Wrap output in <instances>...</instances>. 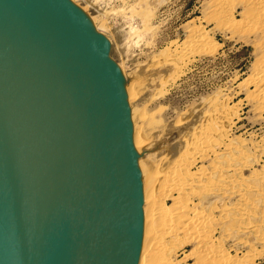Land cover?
Segmentation results:
<instances>
[{
  "label": "water",
  "instance_id": "95a60500",
  "mask_svg": "<svg viewBox=\"0 0 264 264\" xmlns=\"http://www.w3.org/2000/svg\"><path fill=\"white\" fill-rule=\"evenodd\" d=\"M71 0H0V264H138L123 73Z\"/></svg>",
  "mask_w": 264,
  "mask_h": 264
},
{
  "label": "rangeland",
  "instance_id": "374dc122",
  "mask_svg": "<svg viewBox=\"0 0 264 264\" xmlns=\"http://www.w3.org/2000/svg\"><path fill=\"white\" fill-rule=\"evenodd\" d=\"M71 1L88 16L95 29L110 40L111 57L120 67L125 79L133 129L137 133L136 143L139 145V164H141L143 185L147 184L145 189L153 188L150 191L153 195L154 193L157 195L159 185V181H155L156 173L161 174L166 171L167 161H173L177 157L178 149L183 147L185 142H191L195 132L201 131V119L203 125L216 121L217 111L223 101L230 100L229 105L232 109L234 108L232 118L227 121L225 118H218L228 130L226 133L228 138L225 135V138L221 139V146L215 147L219 156L209 153L205 156L206 160L204 156H198L196 157L198 162L194 161L196 164L193 162L194 165H192L193 171L201 166L207 168L206 170L212 176L214 175L212 178L214 182L223 177L224 181H219L221 186L228 185L229 188H221L218 182L212 181L210 184L205 180L202 185H196L195 189L199 194L195 192L191 199L201 206L200 209L205 211L207 209L210 213L212 210V215L214 214L217 218L215 220L218 221L219 226L217 221L213 223L214 229L216 227V232L213 230L215 241H222L224 247L232 255L237 256L238 260H245L242 264H247L246 261H250L248 264H264V105L261 104L262 102L258 103V97L252 95L255 89L253 77L258 72L257 67L259 68L264 62V22L255 20L260 17L255 1ZM223 1L227 3L224 4ZM221 5L224 6L222 10L219 7ZM228 15H231L237 25L228 22L229 20L226 19ZM136 27L141 35L138 33L137 37H131L129 30ZM194 30H199L205 39L199 41L193 35ZM262 76L264 87V73ZM229 143L233 150H227V152L226 145ZM241 154L244 155L241 156ZM215 164L219 168H214ZM213 168L216 170L213 171ZM154 171L157 172L154 173ZM219 172L223 176L218 174ZM242 177L243 180L245 178V184ZM231 180H234L232 182L236 184ZM221 182L225 183L222 185ZM204 195L208 199L203 198ZM239 195L242 196L239 197ZM210 197L214 199V202ZM166 202L170 205L173 200L166 198ZM214 205L220 206L219 209L216 206L213 207ZM222 206L228 208L227 217H225L226 211L223 210L224 213L221 211ZM239 207L242 214L237 209ZM214 208L218 210L215 211ZM153 227L151 224L150 231ZM192 234L193 232L189 231L167 236L164 240L168 248H166L167 252L164 254L153 250L157 251L153 254L154 258L152 251L144 264H163L167 258L169 260L167 259L165 264L170 262L198 264L201 259L199 263L203 261L202 264H206L203 259L206 258L205 251L197 238L195 239V234H193L194 240L192 239ZM245 241L255 246L251 249ZM158 252L168 254V257L160 258ZM244 255L246 259L242 257ZM197 256L202 258L199 257L200 260H197ZM156 260L157 263H155ZM207 260L206 258V262Z\"/></svg>",
  "mask_w": 264,
  "mask_h": 264
},
{
  "label": "bare ground",
  "instance_id": "6f19581e",
  "mask_svg": "<svg viewBox=\"0 0 264 264\" xmlns=\"http://www.w3.org/2000/svg\"><path fill=\"white\" fill-rule=\"evenodd\" d=\"M220 1V0H219ZM228 1V0H227ZM227 1H223L225 2L224 4L227 3ZM255 1V6L256 9H258L259 13H260V17L258 19H255V20H260L262 23L264 22V0H253ZM250 2V1H248ZM229 4V3H228ZM227 4V5H228ZM247 4V3H245ZM248 5V4H247ZM252 6V5H251ZM221 8V10L223 9L222 7H224L223 5L219 6ZM226 7V5H225ZM213 10V9H212ZM226 11V10H225ZM227 12V11H226ZM249 12V10H248ZM245 15V14H244ZM248 15V14H247ZM256 15V14H255ZM212 16V15H211ZM251 16V15H250ZM258 16V15H257ZM208 17V16H207ZM227 17V16H226ZM252 17V16H251ZM253 18V17H252ZM220 19V18H219ZM227 20H229L228 22H230V24H233V25H237V23L235 22V20L231 17V15H228V17L226 18ZM225 19V20H226ZM251 18L249 17V20ZM217 20V19H216ZM215 20V21H216ZM252 20V19H251ZM250 20V21H251ZM214 21V20H213ZM244 21V20H243ZM257 21V22H258ZM232 22V23H231ZM248 25V24H247ZM133 26V25H132ZM138 27L136 28H133L130 31V36L133 37H137L136 35L139 33V29H137ZM195 31V30H194ZM191 32V31H190ZM140 34V33H139ZM191 34V33H190ZM249 34V33H248ZM141 35V34H140ZM192 35V34H191ZM194 36L197 37V39L199 41H203L205 39L204 35L199 31H195V33H193ZM139 36V35H138ZM130 38V37H129ZM140 38V37H139ZM132 39V38H131ZM135 39V38H134ZM139 42V40H138ZM137 42V44H138ZM184 43V42H183ZM184 46V45H183ZM185 53V52H183ZM187 53V52H186ZM190 53V52H189ZM188 53V54H189ZM196 54V53H195ZM199 54V53H198ZM193 55V54H192ZM197 55V54H196ZM195 56V55H194ZM177 58V57H176ZM184 58V57H183ZM178 60V59H177ZM184 60V59H183ZM182 60V61H183ZM189 61V60H188ZM179 64V63H178ZM185 64V63H184ZM258 64H260L258 62ZM181 66V65H180ZM259 66V65H258ZM258 72L256 73L255 77H253V83L255 85V89L252 91V95L254 97H258L257 98V102L258 103H261L262 105H264L263 103V98H264V87H263V82H262V78H263V73H264V62L262 63V65L258 68ZM177 70V69H176ZM174 72V71H173ZM254 74V73H253ZM179 76V74H178ZM180 77V76H179ZM178 77V78H179ZM173 78V77H172ZM175 82V81H174ZM163 92V91H162ZM156 94V93H155ZM163 94V93H162ZM161 95V94H160ZM248 95V94H247ZM251 95V96H252ZM155 96V95H154ZM250 96V94H249ZM261 98H262V101H261ZM254 99V98H252ZM260 100V101H258ZM230 100L228 99H225L221 105V107L218 109L217 111V119L216 121L214 122H211V123H205L206 125H203V121L201 119L200 121V124H201V127L199 125V127L201 128L199 132H195V134L193 135V138L191 140V142H185L184 145H182L183 147H181L180 149H178V154H177V157H175V159L171 162H168L167 161V167H166V171L162 172L161 174H158L156 173L157 171H154V173H156V180L155 181H159V185H158V191H157V195H153V193H151L150 191L153 190V188L151 190L149 189H145L146 185H143V191H144V233H143V243H142V248H141V252H140V258H139V262L138 264H144V261L145 259L148 258L149 255H151V252L153 250H157L159 252H163L165 254V252H167L166 250V244L164 242L165 238L167 236H173V235H177L181 232H184V233H188L189 231L193 232V234H195L194 236L195 239L197 238L198 240V243L201 245V248L205 251H203L205 253L204 256H206V258L208 259L207 262H206V258L201 254L199 253V255L203 256L205 259V263L206 264H242L244 261L243 259L241 260H238L237 256L235 255H232L227 248H225L220 240L218 241H215L213 236L215 233H213V230L214 229V226H213V223L217 220V218H215L214 214L212 215V210H211V213L210 212H207V209L206 211L204 209H200L201 206H199V204L197 203H194L191 199V197H193L192 195H194V193L197 191L195 189L196 185H202L203 182L205 180L208 181V183L211 184V182L213 181L214 182V179L212 180V178L214 177V175L212 176L211 173H209L208 170L205 169V167H202L193 171L192 170V165L193 162L197 161L196 160V157L198 156H201L203 158H205L206 160V155L208 156L209 153H213L214 155L216 154V157L219 156V153L216 152V148L218 147L217 145H220L222 144V141L221 139H223V137L226 135L227 138H228V134L227 133V128L224 124H222V120H219L218 118H225V120H230L233 116V109L231 107V105H229V102ZM221 104V103H220ZM214 107H215V104H214ZM213 107V108H214ZM234 107V106H233ZM260 107V106H259ZM218 108V107H217ZM216 108V109H217ZM263 108V107H262ZM261 110V107L260 109ZM258 110V111H259ZM206 115L210 114V113H205ZM235 114V113H234ZM238 115V114H237ZM213 116V115H212ZM216 116V115H215ZM214 116V117H215ZM204 117V116H203ZM206 117H210V116H206ZM205 117V118H206ZM212 119V117L210 118ZM207 120V119H206ZM225 122V121H224ZM231 123V122H230ZM198 129V128H197ZM134 131V130H133ZM188 138V137H187ZM225 138V137H224ZM133 139H134V144H135V147L136 149L139 151V145L136 143L137 142V133H136V130L134 131L133 133ZM189 140V139H188ZM232 141V140H231ZM230 141V143H231ZM228 143V142H227ZM227 144L226 145V151L227 150H230L232 151V146L231 144ZM217 146V147H216ZM224 146V145H223ZM246 145H244L245 147ZM216 147V148H215ZM242 147V146H241ZM240 147V149H241ZM243 148V147H242ZM239 149V148H237ZM246 150V149H245ZM228 152V151H227ZM243 152V150H242ZM241 152V153H242ZM235 153V151H234ZM231 154V152H230ZM232 155V154H231ZM244 155V154H241V156ZM250 155V153H249ZM234 156V154H233ZM200 157V158H201ZM222 157V156H221ZM239 157V156H238ZM227 159L229 158L228 156L226 157ZM225 158V159H226ZM217 159V158H216ZM204 160V159H203ZM201 161V159H200ZM236 161V160H235ZM194 162V163H195ZM198 162V161H197ZM196 162V163H197ZM203 162V161H201ZM231 162V161H229ZM228 162V163H229ZM233 162V161H232ZM195 163V164H196ZM210 164V163H209ZM214 164V163H213ZM225 165V163H223ZM141 165V164H140ZM217 164L214 165V168H219L218 166H216ZM236 165V164H235ZM221 166V165H219ZM245 167V165H244ZM213 168V169H214ZM222 168H224V166H222ZM222 168L220 170H222ZM226 168V167H225ZM229 168V167H227ZM226 168V169H227ZM230 168H232L230 166ZM237 168V166H236ZM165 169V167H164ZM216 169H214L213 171H215ZM238 170V168H237ZM239 171V170H238ZM236 171V172H238ZM211 172H212V169H211ZM221 172V171H220ZM220 172L218 174H220ZM224 172V171H223ZM227 172V171H226ZM154 173H153V177H154ZM216 173V172H215ZM222 174V173H221ZM220 174V175H221ZM257 174V173H255ZM149 175V174H148ZM152 176V175H151ZM216 176V174H215ZM223 176V174H222ZM226 176V175H225ZM229 176V175H228ZM226 176V177H228ZM241 176V175H240ZM221 177V176H220ZM216 178V177H215ZM218 178H219V175H218ZM238 178V177H237ZM229 179V178H228ZM231 179V178H230ZM229 179V180H230ZM147 180V179H146ZM217 180V179H216ZM227 180V179H226ZM242 180H243V177H242ZM245 180V178H244ZM243 180L244 184H245V181ZM219 181H224V178L221 177L219 178L218 181L214 182V183H219ZM234 181V180H231V182ZM240 181V180H239ZM250 181V180H249ZM154 182V181H153ZM238 182V180H237ZM149 183V182H147ZM206 183V182H205ZM213 183V185H214ZM222 183V182H221ZM225 183V182H224ZM222 183V185L224 184ZM232 183H235V182H232ZM240 183V182H239ZM242 183V182H241ZM207 184V183H206ZM206 184H204L206 186ZM208 184V185H210ZM236 184V183H235ZM235 184H233L235 186ZM247 184V182H246ZM242 185V184H241ZM154 186V184H153ZM152 187V186H151ZM201 187V186H200ZM207 187V186H206ZM211 187V186H210ZM220 187L221 188H224L223 186H221L220 184ZM219 187V189H220ZM226 187H228V185H226ZM225 187V188H226ZM233 187V186H232ZM204 188V186L202 187ZM209 188V186H208ZM213 188V187H212ZM211 188V189H212ZM229 188V187H228ZM235 188H237L235 186ZM243 188V187H242ZM210 189V191H211ZM233 189V188H232ZM254 189V188H253ZM163 190V191H162ZM200 190V189H199ZM203 190V189H202ZM205 190H208V189H205ZM215 190V189H214ZM241 191V189H239ZM210 191H207L208 193ZM217 191V190H216ZM226 191V190H225ZM233 191V190H232ZM235 191V190H234ZM239 191V192H240ZM198 192V191H197ZM195 193V194H199V193ZM206 192V191H205ZM214 192V191H213ZM239 192L237 194H239ZM255 192V191H254ZM219 193V192H218ZM242 193V192H241ZM244 193V192H243ZM212 195V194H211ZM215 195V194H213ZM227 195V194H226ZM225 195V196H226ZM242 196V195H241ZM239 195V197H241ZM200 197H202L200 195ZM207 197V196H206ZM205 195L203 198H206ZM216 197V196H215ZM214 197V198H215ZM166 198H172L173 202L168 205V203L166 202ZM198 198V197H197ZM211 200H212V197H210ZM196 199V198H195ZM208 199V198H206ZM220 199V198H219ZM224 199V198H223ZM241 199V198H240ZM214 200V199H213ZM212 200V202H214ZM222 200V199H221ZM199 201V200H198ZM220 201V200H219ZM223 201V200H222ZM202 202V201H201ZM241 202V201H240ZM203 203V202H202ZM208 203V202H207ZM210 203V202H209ZM217 203V202H216ZM222 203V202H221ZM220 203V204H221ZM203 206V205H202ZM216 205H214L213 207H215ZM223 206L226 207L225 204H223ZM223 209H221L222 213H224L226 211V215L225 217H227V214H228V208H225L223 207ZM234 206V205H233ZM210 207V206H209ZM217 207V206H216ZM220 207V206H219ZM219 207H217L219 209ZM231 207V206H230ZM243 207V206H242ZM215 209L214 210H218V209ZM209 209V208H208ZM212 209V208H211ZM239 209V213L240 212V209L241 207L237 208ZM224 210V212H223ZM234 210V209H233ZM232 211V210H231ZM218 213V212H217ZM222 213L220 215H222ZM242 214V213H241ZM244 215V214H243ZM214 216V218H213ZM246 216V215H244ZM224 220H227L225 219ZM229 217V216H228ZM243 217V216H242ZM248 218V217H247ZM220 218H218L219 220ZM223 221V220H222ZM244 221V220H243ZM232 223V222H231ZM234 223V222H233ZM241 223V221H240ZM151 224L153 227V229L150 231V227H151ZM154 224V225H153ZM217 224H218V221H217ZM251 225V224H250ZM250 225H249V228H250ZM219 226V224H218ZM217 226V227H218ZM222 226V225H221ZM226 226V225H225ZM247 226V225H246ZM248 227V226H247ZM229 228V227H227ZM226 228V229H227ZM234 228V227H233ZM239 228V227H238ZM235 229V228H234ZM247 229V228H246ZM226 231V230H225ZM216 232V230H215ZM193 234H192V239H193ZM185 235V234H184ZM187 236V234L185 235ZM191 236V235H190ZM176 237V236H175ZM262 237V236H261ZM177 238V237H176ZM171 239V238H170ZM184 239V237H183ZM182 239V240H183ZM188 239V238H186ZM190 239V238H189ZM227 239V238H226ZM264 239V237H263ZM168 240V239H167ZM194 240V239H193ZM192 240V241H193ZM228 240V239H227ZM257 240V239H256ZM262 240V238H261ZM170 241V240H169ZM191 241V242H192ZM167 242V241H166ZM175 242V241H174ZM180 242V241H179ZM188 242V240H187ZM196 242V241H195ZM242 242V241H241ZM246 242V241H245ZM264 242V241H263ZM256 243V242H255ZM199 244H198V250H199ZM144 245V246H143ZM173 245V244H172ZM176 245V244H175ZM246 245H248L249 247H251V249L255 246L252 245V243H249V242H246ZM176 247V246H175ZM181 247V246H180ZM246 247V246H245ZM179 248V247H177ZM168 249V248H167ZM254 250V249H253ZM157 251H153L152 252V257H153V254H156ZM257 251V250H256ZM262 251V250H261ZM158 252V254H159ZM177 252V251H176ZM255 252V251H254ZM263 252V251H262ZM163 253H160V258L162 256H164V259H165V256L168 257L167 255H164ZM198 253V251H197ZM259 253V252H258ZM157 254V255H158ZM162 254V255H161ZM255 254V253H254ZM192 255V254H191ZM194 255V254H193ZM197 255V254H196ZM247 256V254H245ZM242 256L244 259H246L245 257L246 256ZM262 255V254H261ZM155 256V255H154ZM171 256V255H170ZM199 256V257H200ZM159 257V256H158ZM197 256V260L202 257L199 258ZM251 257V256H250ZM154 258V257H153ZM156 258V257H155ZM170 258V257H169ZM252 258V257H251ZM149 259V258H148ZM157 259V258H156ZM163 259V260H164ZM168 259V258H167ZM164 260V263H166V260ZM171 259V258H170ZM159 260V259H158ZM169 260V259H168ZM172 260V259H171ZM202 260V259H201ZM200 260V261H201ZM162 261V260H161ZM199 261V262H200ZM163 262V261H162ZM161 262V263H162ZM170 262V261H168ZM167 262V263H168ZM198 264H202L199 263ZM210 262V263H209ZM246 262H250V261H246ZM157 263V260L156 262ZM177 263H180V262H177ZM196 263V262H195ZM247 263V264H248ZM170 264H173L170 262ZM253 264V263H252Z\"/></svg>",
  "mask_w": 264,
  "mask_h": 264
}]
</instances>
